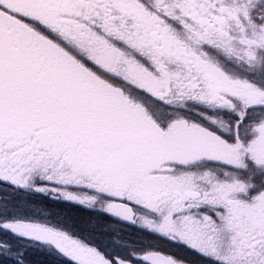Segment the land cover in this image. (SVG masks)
Wrapping results in <instances>:
<instances>
[{
  "label": "snow or ice",
  "instance_id": "6c2138e0",
  "mask_svg": "<svg viewBox=\"0 0 264 264\" xmlns=\"http://www.w3.org/2000/svg\"><path fill=\"white\" fill-rule=\"evenodd\" d=\"M0 264H264V0H0Z\"/></svg>",
  "mask_w": 264,
  "mask_h": 264
}]
</instances>
